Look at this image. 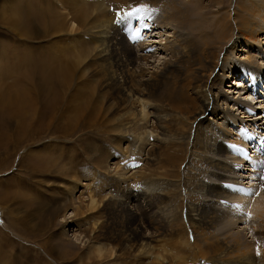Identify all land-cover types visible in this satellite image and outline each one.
<instances>
[{
	"label": "rangeland",
	"instance_id": "rangeland-1",
	"mask_svg": "<svg viewBox=\"0 0 264 264\" xmlns=\"http://www.w3.org/2000/svg\"><path fill=\"white\" fill-rule=\"evenodd\" d=\"M178 1L187 2V0ZM74 2H77L78 5ZM83 2L82 0H0V264H160L154 257L136 260L137 257L133 256L132 249L127 253L123 250L122 252L125 254L117 256L111 254V249L115 248L116 252H121L123 238L130 233L127 228L134 221L143 222L144 231L152 232L154 226H170L173 214L176 216V220L172 222V225L175 223V229L179 234L173 236L169 233L166 237H160L159 243H166L171 249L180 250L184 245H187V250L197 255L199 240L194 242L192 232L201 234L212 223H214L210 228L212 240L219 243H216V252L211 257H206L208 261L220 258L221 245H223L226 235L231 232L233 234L227 236L226 243L239 241L236 232L240 228L242 231L240 237L243 236V240L248 241L249 245L256 246V250L259 249L260 241L255 236L254 228L259 227L264 221V185L260 184L261 180L258 178L259 168L249 161L254 160L252 155L259 151L261 154L259 161L264 160V141L258 140V136L264 137V133L263 135L258 133L264 129V125L258 132H255L256 129L249 125L251 124L248 121L250 117L245 116L246 112H240V110L245 111L242 109L244 106H241L240 110L232 111L234 102L230 100L226 102L224 99L223 107H228L230 111L226 126L232 128L234 134L242 131L245 139L249 140L245 150L248 154L246 156L248 161L242 162L235 159L232 162L237 163V171L232 173L233 176L239 175L240 181H243L242 183L237 182L239 184L233 183V186L237 185L239 189H252L256 193L247 197L244 204H247V207L241 205L239 208L243 210H239V216L235 218L231 213L225 218L223 215L222 218L212 217L213 212H225L228 209L226 202L223 204L216 202L213 207L203 211L200 215H190L189 209L193 210L190 205L205 198L208 194L205 192L203 184L195 176L188 181L186 179L188 176H183L177 171L165 172L163 162L155 163V167L150 163L152 162L150 158L162 152L160 148L150 149L155 138L151 140L152 143L148 141L142 148L143 152L139 153L141 159L132 157L136 161L135 163H140V168H130L124 174L125 177L119 175L117 179L106 177L108 173L103 174L100 166L102 163L108 165L109 158L117 155L116 152L120 153L118 168L120 171L129 166L127 157H131L133 151H137L129 144L124 145V142L118 144L119 136L121 135L122 141H124L126 134L122 132L123 129L120 126H117L116 119H112L109 103L101 98L103 91H99L101 88L97 79H100V72L103 68H100L99 75L93 77L90 74L91 70L85 66L90 59V57H86V51L91 45V39L87 32L90 28L94 29L97 24V26L100 25L101 20L96 19L100 12L110 15L111 11L116 10L115 7L120 5V2L105 0L103 8L98 13L92 11L95 8L89 0H85V5L90 10L83 9ZM219 3L220 0H196V4L192 7L197 11L201 8L200 4L205 7V13L199 12L200 17L216 12ZM222 4L228 7L231 2L223 0ZM79 5L81 9L77 10ZM162 7L163 5L159 2L150 6L136 5L127 9L122 15L123 20L121 19L119 22L121 35L125 38H133L134 33H139L140 36L132 41L134 50L123 39L115 42L116 47L111 48L109 55L121 56L137 53L140 50V43L146 40L145 42L149 43L151 49L156 50L157 58L163 56L160 46L162 45L161 38L156 37L158 35L155 34L160 28L157 26L159 22L162 21V25H165L164 22L167 20L168 13ZM136 8L141 9V12L135 13L133 17L125 16V13ZM144 22L147 27H144ZM189 24L191 25V23ZM166 28L172 30L170 26ZM183 31L189 33L190 30L183 28ZM170 38L172 39V36ZM232 42L231 40L220 48L221 55L227 52L232 46ZM122 45H125L124 50L122 49L123 54L119 50ZM255 45L256 48H251L252 51L249 53L258 52L259 58L260 55L264 56V47ZM235 46L237 54L234 57V65L247 68L244 70L238 68V72L229 71L230 74H233L232 80H241V75H245L244 79H247L245 88L247 91L245 92L249 91L250 93L249 88L253 87L256 92L259 90L258 95H261L260 88L264 87L263 58L259 59V62H262L261 66H250L246 59L242 58L244 51L241 50L240 44ZM82 50L84 51L82 52ZM78 57L82 61L78 70H75L76 73L73 74L75 77L71 80L70 90L65 91L66 101L69 100V107L70 105L71 107L67 110V115L63 116L49 107L50 103L45 101V92L41 91L37 84L35 85L30 72L33 69L52 70L57 83L62 72L58 74V69H62L64 63L75 62ZM157 63L158 61L155 62V64ZM229 76L231 77V75ZM251 81L254 85L251 84ZM233 82L228 80L225 85L223 84L224 88L230 89L228 94L232 97L237 95V91H235L236 94L232 92L231 87L235 83ZM26 84L30 86V89L25 90ZM27 91L31 98L42 102L37 103L30 100V105H26L24 110L26 113H22V117L19 116V119V117H15L14 100ZM160 91L163 92V89ZM86 103L91 105L92 110L98 109L99 121H96L97 124L86 127L70 123L69 116L74 113L73 110L75 108L81 110L83 106L87 105ZM255 103L253 102V105H256ZM236 105L235 107L238 106ZM259 106L261 105L259 104ZM207 111L217 117L215 110L214 112L211 109ZM209 113H202L201 116H207ZM80 114L81 116L85 115ZM211 114L209 115L211 116ZM165 115L167 119L164 120L167 121L169 128H174L176 114L167 111ZM189 115L184 130L186 134L194 135L195 126L189 124ZM181 117L182 115H180V120ZM247 121L248 123H246ZM244 122L247 127H242ZM158 123L151 120V129L153 128V133L162 135L166 126L163 123ZM248 132L251 135L250 138ZM254 133H257L258 136L256 137ZM192 138L193 136L189 141L184 140L185 153H188L186 151L192 146L190 144ZM235 155H240V153L237 152ZM143 156L146 159H143ZM247 167L249 172L246 173ZM203 168L208 167L203 166ZM245 173L246 176H244ZM113 174L115 173L113 172ZM204 174L209 175L208 173ZM209 178L211 179L213 176L209 175ZM207 184L213 185L211 190L218 189L213 180H207L206 187ZM154 187H158V191H162L159 193L162 194L166 202L175 201L176 206L173 209L162 210L155 205L153 199L147 200L148 196L152 195L151 190ZM225 187H230V184H225ZM141 191L145 192L144 196L141 195ZM190 191L197 192L198 198H194ZM90 194L99 201L100 207H94L92 210L87 208L89 207ZM108 194H114V196H109L108 200H113L115 197L129 200L126 205L128 207L118 208L115 211L109 208L105 210L107 203L105 197ZM135 196H140L141 200L135 199ZM141 201L144 204L137 206ZM258 202H261L262 205H258ZM130 205L136 206L135 209L130 210ZM73 210L77 213L71 216ZM68 211L67 218L69 220L67 221L65 215ZM138 214L139 216H137ZM199 217L201 220H193V218ZM238 217H241V222H237ZM183 221L186 224L190 223L191 227L192 222L200 221L201 226L197 230L192 227L188 234L182 231ZM79 222L80 225L82 224L81 227L77 225ZM65 227L70 229L71 240L65 239L61 232ZM101 233H103L101 240L106 246L100 253L95 247L94 237ZM245 251L250 257H255V253L252 254L251 250L248 251L246 247ZM139 260L142 262L139 263ZM201 263L202 261L193 260L188 264ZM165 264L175 263L167 261ZM204 264H219V262H205ZM251 264H256V262Z\"/></svg>",
	"mask_w": 264,
	"mask_h": 264
},
{
	"label": "bare ground",
	"instance_id": "bare-ground-1",
	"mask_svg": "<svg viewBox=\"0 0 264 264\" xmlns=\"http://www.w3.org/2000/svg\"><path fill=\"white\" fill-rule=\"evenodd\" d=\"M89 1L94 5L95 9L92 10L94 13H98L99 10L103 8L105 2V0ZM117 1L120 2V5L118 4L119 6L115 7L116 10L113 9L110 15H107L108 13L106 12H100L98 14L99 16L96 18L101 20L100 25L97 26V24L94 26V29L90 28L87 32L91 39V45L88 46L86 51V57H90V59L85 66L88 70H91L90 74H92L91 76L93 77L99 75L100 68H103L100 72V79H97L100 82L101 90L99 91H103L101 98L109 103L113 115L112 119H116L117 126H120L123 129L122 132L126 134V139L124 141H122V136H119L118 144L124 142V145L127 146V144H129L137 151H133V153L131 151V157H127L129 166L127 168L124 167L120 171L118 170L120 166L119 152H116L118 153L117 155L109 158L108 165H104L103 163L101 165L99 163L103 174L108 173L106 177L117 179L119 175L125 177L124 174H126L130 168H140V163H135L136 161L132 157L141 159L139 153L143 152L142 148L145 147L148 141L152 143L151 140L155 138L156 140L150 149L160 148L162 152L154 155V157L151 156L152 158L150 159H152V162L150 163L155 167V163L163 162L165 172L177 171L183 176H188L186 178L188 181L195 176V178L203 184L205 192L208 194L205 198H201L198 202L190 205V207L193 208V210L189 209L190 215H200L203 211L213 207L216 202L218 204L226 202L228 209H226L225 212H213L214 214L212 217L216 216L217 218H222L223 215V218H225L229 216V213L233 214V218L239 216L238 212L242 208L237 206L241 207V205H244L249 195L240 193L237 185L233 186V183H242L243 181H240L241 177L239 175L233 176L232 173L237 171V163L232 162L235 159L242 162H247L248 160L246 156L241 154L235 155L237 151H235L232 146L235 145L236 148L241 147L245 151L249 144V140L245 139L242 131L236 132L235 135L232 128L226 126L230 111L228 107H223V105L225 101L229 102L230 100L234 102L232 111L240 110L241 106H244L242 109L245 111L240 110V112L247 113L245 116L250 117L248 118V121L251 123L249 125H252L253 129H256L255 132H258V130L263 127L264 119H262L259 114L264 111L262 107L264 106V87L260 88L261 95H258L259 90L257 91V96L253 93V91H255L253 87L249 88L250 93L249 91L243 92L242 85L244 89L247 87V79H244L245 75H241V80L234 81L232 80L233 74H230L229 71L236 72L238 68H242V70L247 68L234 65V57L237 54V52H235V45L237 44H240L242 47L241 50L244 51L242 58L246 59L248 65L254 67L261 66L260 64L262 62H259V59L263 58L262 60H264L263 55H260V58L258 57V52L255 54L249 53L252 51L251 48H256L255 44L259 45V47H264V0H229L231 4L228 7H225L222 4L223 0H220L215 10L216 12H214L215 14H204L200 17L199 12L205 13V7L200 4L201 8L198 9V11L193 10L192 5L196 4V0H187V2L182 3L178 0ZM82 2L83 9L87 11L88 9L90 10V8H86L85 0H82ZM159 2L163 5V10L168 13L167 18L164 17L167 19L164 22L165 25H162V21L159 22L157 26L160 28L155 33L158 35L156 37L161 38L160 41L162 45L160 46L163 50V56L157 58L155 54L156 50L151 49L149 43L145 42L146 40L140 43V50H138L137 53L133 52L130 55L123 54L125 45H122L119 47V50L123 55H109L111 48L116 47L115 42L118 40L125 39L128 45L130 47L132 46L131 48L133 49L134 42L132 43V41H134V39L132 37L125 38L121 35L119 22L121 19L123 20V13L127 11V9H130V7H135L136 5L150 6ZM74 3L78 5L77 2ZM80 5L77 6V10L81 9ZM118 13L119 15H117ZM189 23H191V25ZM143 25H146L145 22ZM167 26H170L172 30L170 31L166 28ZM183 28H188V30H190L189 33L183 31ZM235 34L236 36L234 37ZM139 36V33H134L135 39H138ZM164 36L166 37L164 38ZM171 36L172 39L170 38ZM231 40L233 41L232 46L225 54L221 55L220 48L228 44ZM83 51L84 50H82V52ZM81 61V58L78 57L76 61L71 64L64 63L62 69H58V74L62 72L57 83L55 82L51 69V71H48L43 67L44 69H42V71L41 69H33L30 72L35 85L37 84L40 90L45 92V101L50 103L49 107H51L53 111H57L60 115H67V110L71 107V105L69 107V100L66 101L67 96L65 91L70 88V84H72L71 80L75 77H73V74L74 72L76 73L75 70H78ZM156 61H158L157 64H155ZM229 75H231V77ZM227 79L230 80L231 83L233 81L235 82H233L234 85L231 88L232 92H234L233 94H236L235 91H237V95L233 97L228 94L230 89L223 87V84L225 85L228 81ZM50 83L52 84L50 85ZM24 87L26 88L25 90L30 89V86L27 84ZM160 89H163V92H161ZM30 100L36 101L37 103L42 102L31 98L28 95V91L15 98V117H22V113H26L24 110L26 105H30ZM253 102H256V105H253ZM71 104L74 108V103L72 102ZM235 104L238 106L236 105L237 107H235ZM259 104L261 106H259ZM90 106L87 104L85 107L83 106L81 110L80 108H75V110H73L74 113L70 114V116L68 115L70 123L86 127L97 124L96 121L99 119L97 117L98 109L95 108L96 110H92ZM208 109H211L212 112L215 110L217 112V117L209 113V111H207ZM167 111H172L176 114V126L174 128H169L167 121L164 120L167 119L165 115ZM80 113L85 115L81 116ZM202 113H209L211 116L209 114L207 116H201ZM183 114H190L189 124L195 126L194 135L186 134L184 129L188 115ZM180 115H182L181 120ZM206 117H208V119H205ZM151 120L154 122L156 121L157 124H159L158 122L163 123L166 126L162 131V135L156 134V132H154L155 134L153 133V128L151 129ZM248 121L246 123H248ZM234 123L237 125L236 122ZM246 125L245 122L242 123V127H247ZM263 130L264 129H261L258 133L263 135ZM254 135L256 137L258 136L257 133H254ZM192 136V141H190L192 146L186 151L188 153H185L183 148L184 140L187 139L189 141ZM250 137L251 135L249 134V138ZM258 140L264 141V137L258 136ZM147 152L149 153L148 150ZM252 156L254 160H250L249 163L255 165L257 161L261 159L260 151ZM143 159L146 158L143 156ZM203 166H207L208 168L204 169ZM248 167L246 173L249 172ZM113 172L115 174H113ZM204 173H208L213 176V178L210 179L209 175L207 176ZM246 173L244 176H246ZM207 180H213L217 184L218 189L211 190L210 188L213 187L211 184H207L206 187ZM227 183L230 184V187H225ZM260 184L264 185V181H261ZM159 192L162 191H158V187H154L151 190L152 195L148 196L149 198H147V200L153 199L155 205L158 206L159 209H173L176 206V202H166ZM190 194L194 198H198L197 192L190 191ZM141 195L144 196L145 192L141 191ZM109 196H114V194H108L106 196L107 198L105 197V201L107 199L105 210L109 208L115 211L118 210V208L124 209L128 207L126 205H128L129 200L120 199L119 197L108 200ZM136 198L141 200L140 196H135V199ZM98 203L99 201L91 195L88 203L89 207L87 208L92 210L94 207L99 206ZM164 203L166 204L163 205ZM143 204L144 203L141 201L137 206H142ZM257 204L262 205L261 202ZM129 207H131L130 210H134L136 206L130 205ZM244 207L246 208L247 204L244 205ZM194 212L197 213L195 214ZM68 213L69 211L65 215L67 221L69 220V218H67ZM76 213L77 211L73 210L70 215L74 216ZM133 215L135 216L136 214ZM137 216H139V214ZM175 220L176 216L173 214V219L169 223L170 226L162 227L156 225L157 227L154 226L152 232L144 231L145 226L143 222L139 223V221H134L130 227L127 228L130 233L123 238L124 241L120 249L121 252L118 253L114 250L115 248H112L111 254L117 256L123 254V250L127 253L128 250L131 251L132 249L133 256L137 257L136 260H145L154 257V259L157 260L156 262L160 264H165L167 261H172L175 264H188L193 260L197 262L202 261L201 264L205 262H219V264H251L252 262H256V264H264V221L261 222L259 227L254 228L256 230L255 236H257L258 241H260V244H258L260 247L257 249L259 250V255H257L256 246L249 245L248 241L243 240V236L240 237L242 232L240 228V230L238 229L236 232L239 241L236 243H226L227 236H232L233 234L231 232L226 235V238L223 240V245H221V251L219 253L220 258L208 261L206 257H211L212 254L216 252V243H219L212 240L210 228L213 227L212 225L214 223L209 224L201 234L192 232L194 242H196L197 239L199 240V249L196 255L187 250V245H184L180 250H176L171 249L166 243L159 244L160 237H166L169 233L173 236L179 234L175 229V223L172 225V222ZM193 220H201V217L193 218ZM240 220L241 217H238L237 222ZM95 224L97 223L95 222ZM77 225L81 227L82 224L80 225L79 222ZM200 226V221L192 222L194 230H197ZM97 227L101 228L100 226ZM192 227L190 223L186 224V222L183 221L182 231L189 234ZM74 230L76 229L74 228ZM61 232H63L65 239L71 240L69 236L70 229L68 227L62 229ZM102 237L103 233L97 234L94 237L95 247L100 253L102 250L104 251L106 246L101 240ZM188 246L190 247V245ZM245 247L248 251L251 250L252 254L255 253V257H250L248 252L245 251ZM139 261V263L142 262L141 260Z\"/></svg>",
	"mask_w": 264,
	"mask_h": 264
},
{
	"label": "snow or ice",
	"instance_id": "snow-or-ice-1",
	"mask_svg": "<svg viewBox=\"0 0 264 264\" xmlns=\"http://www.w3.org/2000/svg\"><path fill=\"white\" fill-rule=\"evenodd\" d=\"M139 12H141V9L136 8V9H133L132 11H130V12L125 13V16L126 17H133L135 13H139ZM117 15H119V13ZM144 27H147V26L145 25ZM149 31H150V29H149ZM133 39H135V37H133ZM150 51H151V49H150ZM262 107H264V106H262ZM248 111H251V110H248ZM259 115H260V117L262 119H264V111H262ZM232 147H233V149L235 151L239 152L241 155H243V156H247L248 155L247 152H245L243 149H238V148H236L235 145H233ZM256 166L259 168L258 178L261 181H264V160H261V161L257 162ZM238 191L240 193H245V194H248V195H255L256 194L255 191L252 190V189L240 188V189H238ZM237 207H240V206H237ZM259 254H260L259 250H257V255H259Z\"/></svg>",
	"mask_w": 264,
	"mask_h": 264
}]
</instances>
